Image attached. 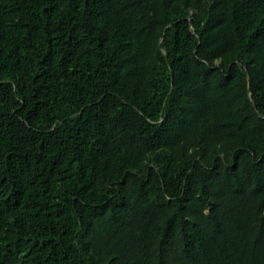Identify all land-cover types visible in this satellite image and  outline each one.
<instances>
[{"label": "trees", "instance_id": "1", "mask_svg": "<svg viewBox=\"0 0 264 264\" xmlns=\"http://www.w3.org/2000/svg\"><path fill=\"white\" fill-rule=\"evenodd\" d=\"M0 264H264V0H0Z\"/></svg>", "mask_w": 264, "mask_h": 264}]
</instances>
